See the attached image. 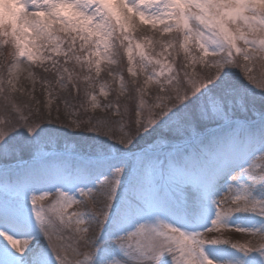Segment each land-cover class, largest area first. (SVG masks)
<instances>
[{
    "label": "snow or ice",
    "instance_id": "6c2138e0",
    "mask_svg": "<svg viewBox=\"0 0 264 264\" xmlns=\"http://www.w3.org/2000/svg\"><path fill=\"white\" fill-rule=\"evenodd\" d=\"M0 160V264H264V0H0Z\"/></svg>",
    "mask_w": 264,
    "mask_h": 264
},
{
    "label": "rangeland",
    "instance_id": "374dc122",
    "mask_svg": "<svg viewBox=\"0 0 264 264\" xmlns=\"http://www.w3.org/2000/svg\"><path fill=\"white\" fill-rule=\"evenodd\" d=\"M55 114V113H54ZM90 135V134H89ZM31 162V157L29 155H24L20 160L18 161H8L7 164H11V165H25L27 163ZM6 166V162L0 160V168H3ZM101 179H103V177H101ZM35 195L39 198L40 196H44L46 195V199L44 200H39L36 204V209L40 210L41 208H43L45 211H47V209L50 207V204L52 202L53 196H54V190L53 192H49V193H45L43 191L37 190L35 192ZM226 195H228V191H227V185L224 186L223 190L220 193V196L217 197L218 199H222L223 197H225ZM78 197V194H77ZM79 198V197H78ZM29 208H32V204H31V196L29 197ZM33 220H35V216H33ZM217 235H221L222 238L224 239H229L233 242H237V243H244L247 240L252 239L251 237H245L239 233H230V232H224V233H217ZM255 242V241H253Z\"/></svg>",
    "mask_w": 264,
    "mask_h": 264
}]
</instances>
